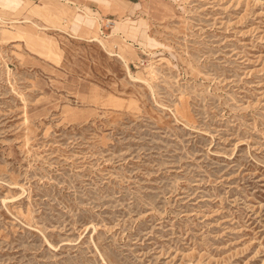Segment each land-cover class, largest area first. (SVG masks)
<instances>
[{"label": "rangeland", "instance_id": "rangeland-1", "mask_svg": "<svg viewBox=\"0 0 264 264\" xmlns=\"http://www.w3.org/2000/svg\"><path fill=\"white\" fill-rule=\"evenodd\" d=\"M124 5L0 22V264H264V0Z\"/></svg>", "mask_w": 264, "mask_h": 264}, {"label": "crops", "instance_id": "crops-1", "mask_svg": "<svg viewBox=\"0 0 264 264\" xmlns=\"http://www.w3.org/2000/svg\"><path fill=\"white\" fill-rule=\"evenodd\" d=\"M127 1L129 0H0V22L15 24L16 28L20 29L21 25L31 26L30 23L24 22L28 20L39 26L38 28L32 25L38 31L66 30L69 26L85 32L88 28L86 23L73 25L76 15H99L101 22L108 17L119 20L124 14L121 8L127 7L124 5ZM109 30L111 32V28Z\"/></svg>", "mask_w": 264, "mask_h": 264}, {"label": "bare ground", "instance_id": "bare-ground-1", "mask_svg": "<svg viewBox=\"0 0 264 264\" xmlns=\"http://www.w3.org/2000/svg\"><path fill=\"white\" fill-rule=\"evenodd\" d=\"M86 21L89 22V24L87 25L88 28L86 30V33H87V35H91L90 36V41L99 42L100 44H102V46H104V43H105V41L107 39L109 40L110 38L119 36V37H121V39H123V41L125 42L126 46H130L131 47L132 45L128 43V39L134 37V39L138 42V45L140 47H145L146 46L147 35L145 34L144 30L143 31L139 30L141 28V25H140L141 22L140 21H133V20H131L129 18L121 19V20L106 19V22H107L106 26L107 25L110 26L111 32L105 37V39L103 38L104 40L100 39V35L102 33V31H101V18H97V17H95V16H93V15H91L89 13H83L81 16L79 15V17L76 19L77 23H82V24L84 23L85 24ZM24 22L30 23L31 26L33 25V26L39 28V26L37 24H35V23L31 22V21L25 20ZM21 26H24V25H21ZM143 26L145 27V25H143ZM40 29H41V27H40ZM131 51H132V49H131ZM114 55L119 57V58H122L124 60V58L119 56L118 54H114ZM123 63H125V62H123ZM125 68H127V70H128L127 66ZM147 88H149V87H147ZM150 91H151V89H150Z\"/></svg>", "mask_w": 264, "mask_h": 264}, {"label": "built area", "instance_id": "built-area-1", "mask_svg": "<svg viewBox=\"0 0 264 264\" xmlns=\"http://www.w3.org/2000/svg\"><path fill=\"white\" fill-rule=\"evenodd\" d=\"M108 26V25H107Z\"/></svg>", "mask_w": 264, "mask_h": 264}]
</instances>
